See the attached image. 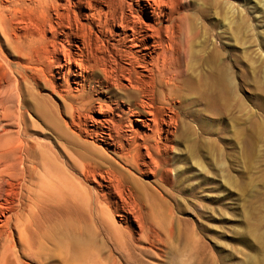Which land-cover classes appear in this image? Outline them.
I'll list each match as a JSON object with an SVG mask.
<instances>
[{"label":"bare ground","instance_id":"bare-ground-1","mask_svg":"<svg viewBox=\"0 0 264 264\" xmlns=\"http://www.w3.org/2000/svg\"><path fill=\"white\" fill-rule=\"evenodd\" d=\"M185 1L129 0L119 3L120 9L110 2L111 21L119 32L112 33L107 22L99 24L103 38L57 0H31L32 8L49 20L23 26L20 31L10 27L7 14L15 3L0 4V45L10 48L15 59L12 66L7 57L2 60L4 70H11L13 76L4 83V104L11 96L18 100L15 124L12 122L15 133L4 129L0 134V264L36 262L42 242L53 234L80 261L85 246L93 245L97 225L117 250L126 248L116 227L105 226L100 197L106 200L117 194L122 198L115 189L137 182L130 170L143 174L145 168L151 172V165L158 167L162 150L170 148L164 144L163 128L172 136L168 128L176 125L173 116L166 118L164 113L179 114L175 104H183L192 95L206 104H226L234 94V80L221 51L209 42L196 43V23L189 11L184 12ZM193 2L189 0V7ZM253 3L252 9L264 10V0ZM216 4L217 0H202L198 8L209 12L208 7ZM223 4L240 14L236 4ZM110 37L115 38L113 42ZM72 67L81 80L80 89L77 96L68 98L57 91L52 76L55 68L64 79ZM39 83L64 104L65 119L51 123L49 142L28 132L24 114L28 105L20 97ZM87 84L95 93L99 89L107 100H86ZM49 101L37 95L41 110ZM12 106L1 107V124L11 115L7 109ZM90 111L102 117L93 121L103 128L102 150L93 145L96 151L84 139L88 131L83 124ZM139 228L147 238L148 231Z\"/></svg>","mask_w":264,"mask_h":264},{"label":"rangeland","instance_id":"rangeland-1","mask_svg":"<svg viewBox=\"0 0 264 264\" xmlns=\"http://www.w3.org/2000/svg\"><path fill=\"white\" fill-rule=\"evenodd\" d=\"M30 1L0 0L4 5L15 3L7 12L10 27L20 31L23 26L49 20L33 9ZM120 1L57 0L101 38L104 33H98L99 24L107 22L112 33L119 32L111 21L109 4L120 9L119 3L121 6L129 2ZM193 1L191 8L186 0L183 9L196 23V43L209 42L221 51L223 64L234 80V97L231 95L226 104H206L192 95L183 104H175L179 114L164 113L166 118L172 115L176 125L168 128L172 136L165 132L167 127L163 128L162 137H167L164 144L170 148L162 150L158 167L151 165V172L141 167L143 174L130 170L137 182L115 189L122 198L117 194L106 200L100 197L104 224L116 227L126 247L123 251L117 250L114 241L97 225L92 233L93 245L89 249L85 246L82 260H75L72 252H67L64 240L53 234L42 242L36 262L28 264H264V10L252 9L256 0H217L218 5L208 7V12L198 8L202 0ZM225 2L236 4L240 14L225 7ZM144 21L150 22L147 18ZM114 39L110 37V42ZM2 46L0 109L13 106L7 109L11 112L7 117L10 121L0 123V134L4 129L13 134L18 100L11 96L4 104V83L13 76L11 70H4L2 60L7 57L12 66L15 59L11 49H7L8 53ZM70 49L74 51L73 47ZM56 71L54 68L52 81L57 91L68 98L77 96L81 80L75 76L76 68H70L64 79ZM39 84L32 87L35 98L30 91L20 97L28 105L24 110L28 132L39 141L49 142L51 123L65 119L64 104L49 88ZM85 88L86 100H107L99 89L93 92L90 84ZM36 94L49 98L44 110L36 104ZM87 117L83 128L88 135L84 139L102 150L103 128L93 122L102 117L95 111ZM129 120L136 129L133 118ZM89 187L92 189L93 185ZM140 225L148 231L147 238L140 233Z\"/></svg>","mask_w":264,"mask_h":264}]
</instances>
